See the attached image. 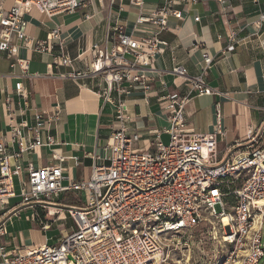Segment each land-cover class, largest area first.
<instances>
[{"label":"built area","instance_id":"1","mask_svg":"<svg viewBox=\"0 0 264 264\" xmlns=\"http://www.w3.org/2000/svg\"><path fill=\"white\" fill-rule=\"evenodd\" d=\"M146 1L131 3L143 10ZM13 2V8L0 23V50L9 56L14 54V40L40 54L51 53L60 41L59 31L45 41L35 42L27 35L25 16L30 10L53 18L73 14L85 6L82 0ZM172 3L166 1L149 16L142 14L138 18L137 25L150 24L153 34L136 39L117 24V43L111 51L93 46L88 69L68 75L72 79L101 76L106 83L100 94L103 105L113 108L120 124L110 136L105 156L95 157L87 180L77 182L65 176L63 164L71 160L79 165L78 157H57L59 164L54 167L37 168L29 163L24 168L25 154L50 146L53 140L48 131L47 140L44 139L47 126L40 115H36L35 125L28 123L29 94L22 82H17L13 92L0 101V112L11 119L9 143L0 138V238L6 235V223L12 218L10 213L14 210L7 209L11 200L20 199L17 207L46 209L64 193L84 195L81 207L67 209L74 228L62 234L58 243L15 251L2 245L0 264H167L170 237L182 236L205 223L216 225L215 233L221 234L224 255L218 264H260L264 259V206L258 204L264 199V145H260L264 126L248 130L251 152L239 153L229 148L222 153L219 142L226 137V131L221 125L220 102L215 105L217 123L212 133H196L186 119V107L194 97L224 95L206 83V72L213 63L208 53L195 77L188 76L184 66H173L170 73L184 80L188 92L183 97H159L169 112V128L156 132L154 151L136 148L140 136L130 130L126 98L135 91L145 96L151 92V85L140 72L151 66L168 45L160 35L168 29L170 17H180L171 8ZM262 23L264 15L257 28ZM229 40L231 44L238 43L235 34ZM73 61L62 52L54 57L53 65L67 67ZM17 65L27 76L28 61L17 59L10 67L14 70ZM162 85L166 89L164 82ZM162 133L169 135L168 144L162 142ZM14 145L15 151L11 150ZM97 160L104 164L98 165ZM241 179V186L231 189ZM218 204L222 207L220 213L215 210Z\"/></svg>","mask_w":264,"mask_h":264},{"label":"crops","instance_id":"2","mask_svg":"<svg viewBox=\"0 0 264 264\" xmlns=\"http://www.w3.org/2000/svg\"><path fill=\"white\" fill-rule=\"evenodd\" d=\"M82 1L85 6L73 14L48 18L32 9L25 16L27 35L35 42L45 41L54 31L60 32V41L51 53H36L19 40H14L12 56L0 50V101L13 92L17 82H22L29 94L28 123L35 125L36 115H40L47 126L44 139L48 131L53 140L50 146L25 154L24 168L29 163L37 168L54 167L59 164L57 157H78L79 165L71 160L63 164L65 176L77 182L91 176L95 157L105 156L110 136L120 124L113 108L103 105L100 94L106 83L101 76L72 79L68 75L88 69L93 60V46L111 51L117 43V24L136 39L153 34V26L137 25V20L142 14L149 16L166 1L173 2L171 8L180 17L168 19V29L160 35L168 45L151 66L140 72L151 85V92L145 96L135 91L126 98L130 130L140 136L136 148L154 151L156 132L169 128V112L159 97L163 94L183 97L188 92L184 80L170 73L173 66L180 64L188 76L195 77L204 65V54L208 53L213 63L206 72V83L224 95L194 97L186 107L188 125L198 134L212 133L217 123L215 105L220 102L226 137L220 140L219 150L252 151L248 130L264 126V23L257 28L264 15V0H147L143 10L131 0H117L115 4L112 0ZM13 6V0H0V23ZM196 18L200 20L197 22ZM232 34L238 43H230ZM62 52L74 60L72 66L54 67V57ZM17 59L28 61L27 76L19 65L11 69V63ZM10 125L11 119L1 111L0 138L5 143L10 141ZM160 137L164 144L170 138L166 133ZM260 145H264V136ZM11 150H17V146ZM11 164L14 165L13 160ZM97 164L104 162L97 160ZM15 182L19 191L18 177ZM19 201V198L10 201L7 209L14 211L6 223V235L0 238V247L7 245L9 251L49 245L47 231L57 222L68 220L67 209L81 207L84 195L64 193L46 209L17 207ZM24 209L31 212L28 221L22 218ZM45 225L50 228L44 230ZM73 228L74 223L69 228L60 225V237Z\"/></svg>","mask_w":264,"mask_h":264},{"label":"rangeland","instance_id":"3","mask_svg":"<svg viewBox=\"0 0 264 264\" xmlns=\"http://www.w3.org/2000/svg\"><path fill=\"white\" fill-rule=\"evenodd\" d=\"M167 144L169 143L166 142ZM243 180L235 182L231 189L241 186ZM20 200V199H19ZM81 201V198H78ZM232 201V198H229ZM20 202V201H19ZM217 213L222 211V207L218 204L215 207ZM22 218L26 221L30 219L31 212L24 209ZM63 219L57 222L53 227L47 231L50 238V244L59 242L60 240V225L69 228L73 224L72 219ZM216 225L209 223L201 224L182 236L170 237L167 264H218L221 257L224 255V248L222 246L221 234L215 233ZM264 237V228H263ZM59 238V239H57ZM260 264H264V259Z\"/></svg>","mask_w":264,"mask_h":264},{"label":"bare ground","instance_id":"4","mask_svg":"<svg viewBox=\"0 0 264 264\" xmlns=\"http://www.w3.org/2000/svg\"><path fill=\"white\" fill-rule=\"evenodd\" d=\"M259 206H264V199L263 200H260L258 202ZM225 223L227 222V220L224 221Z\"/></svg>","mask_w":264,"mask_h":264}]
</instances>
